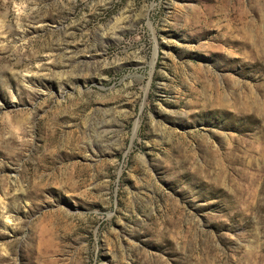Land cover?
Listing matches in <instances>:
<instances>
[{
	"label": "rangeland",
	"instance_id": "obj_1",
	"mask_svg": "<svg viewBox=\"0 0 264 264\" xmlns=\"http://www.w3.org/2000/svg\"><path fill=\"white\" fill-rule=\"evenodd\" d=\"M0 264H264V0H0Z\"/></svg>",
	"mask_w": 264,
	"mask_h": 264
},
{
	"label": "clouds",
	"instance_id": "obj_2",
	"mask_svg": "<svg viewBox=\"0 0 264 264\" xmlns=\"http://www.w3.org/2000/svg\"><path fill=\"white\" fill-rule=\"evenodd\" d=\"M15 7H16L17 14H19L21 12L22 8H23V5L22 4H17Z\"/></svg>",
	"mask_w": 264,
	"mask_h": 264
}]
</instances>
